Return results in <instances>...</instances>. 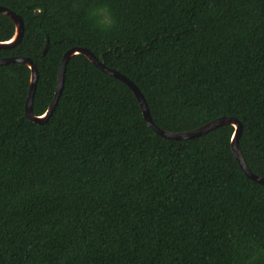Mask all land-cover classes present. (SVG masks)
<instances>
[{
	"label": "trees",
	"instance_id": "16d2710c",
	"mask_svg": "<svg viewBox=\"0 0 264 264\" xmlns=\"http://www.w3.org/2000/svg\"><path fill=\"white\" fill-rule=\"evenodd\" d=\"M38 73L32 113L77 47L129 79L169 133L219 117L264 179V0H0ZM14 25L0 14V42ZM46 46V49H44ZM45 52L43 53V51ZM29 69L0 66V264H264V186L233 128L166 140L121 81L66 63L47 121L27 120Z\"/></svg>",
	"mask_w": 264,
	"mask_h": 264
},
{
	"label": "water",
	"instance_id": "95a60500",
	"mask_svg": "<svg viewBox=\"0 0 264 264\" xmlns=\"http://www.w3.org/2000/svg\"><path fill=\"white\" fill-rule=\"evenodd\" d=\"M0 14L9 18V20L14 25L13 37L9 41L0 42V49H8V48H11V47L17 45L20 42L22 34H23V23H22V20L19 17V15L8 10L7 8L0 6ZM44 49H46V46ZM44 52H45V50L43 51V53ZM78 54L86 57L89 60V62L92 63V65H94L98 70H100L104 74L109 75V76L123 82L131 90V92L135 96V98L138 102L139 108H140L142 118L145 121V123L158 136L162 137L163 139L176 140V141L193 139V138L202 136V135H204V134H206V133H208V132H210V131H212V130L220 127V126L230 125L233 128V134H232V137L230 140V149H231V153H232L234 159L236 160L239 168L241 169V171L243 172V174L246 177H248L252 181L264 186V179L254 175L248 169V167H247V165H246V163H245V161H244V159H243V157L239 151L238 140L241 136L242 125L236 118H234V117H219L215 120H212V121L202 125L201 127L197 128V129L186 131V132H181V133H169V132L163 131V130L157 128L153 124V122L151 121L145 100H144L143 96L141 95V93L139 92V90L136 88V86L129 79H127L126 77H124L120 73H118L112 69L107 68L102 62L98 61V59L87 49L73 47V48H70L69 50H67L62 55L60 63H59V67H58L57 81H56V88H55V92H54V97H53L51 103L49 104L48 108L46 109V111L40 116H34L32 113V97H33V93L35 90L37 77H38V73H37V70H36L33 62L28 58H4V59H0V66L11 64V63H22L29 69V72H30L29 87H28V92H27V96H26L24 108H23V115L27 120L34 122V123H37V124H43L47 121L50 114L52 113V110L56 104L57 98H58V96L61 92V89H62L66 63L72 56L78 55Z\"/></svg>",
	"mask_w": 264,
	"mask_h": 264
}]
</instances>
